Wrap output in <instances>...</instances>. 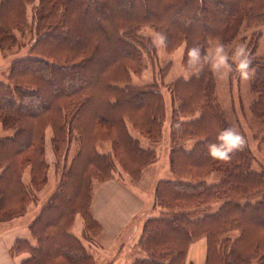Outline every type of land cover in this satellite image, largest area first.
Wrapping results in <instances>:
<instances>
[{
	"label": "trees",
	"instance_id": "1",
	"mask_svg": "<svg viewBox=\"0 0 264 264\" xmlns=\"http://www.w3.org/2000/svg\"><path fill=\"white\" fill-rule=\"evenodd\" d=\"M31 3L0 0V41L27 27ZM36 6L34 39L0 79V130L11 131L0 135V221L25 214L33 191L46 186L47 129L56 160L67 161L73 141L78 150L30 224L36 244L13 243L15 254H27L20 264H96L83 240L101 231L94 180L107 181L117 170L134 179L157 160L156 149L132 131L158 142L168 113L158 84L132 81L145 69V56L157 51L141 32L147 25L166 51L184 44L187 74L169 85L171 175L155 185L162 213L146 219L139 240L146 255L132 264H185L190 244L203 236L206 264H264V171L253 168L245 144L228 160L207 154L206 145L231 128L214 105L213 72L205 65L197 76L187 62L193 47L207 52L211 41L226 44L242 25L264 26V0H37ZM250 61L252 111L264 141V57ZM213 175L218 179L209 182Z\"/></svg>",
	"mask_w": 264,
	"mask_h": 264
},
{
	"label": "rangeland",
	"instance_id": "2",
	"mask_svg": "<svg viewBox=\"0 0 264 264\" xmlns=\"http://www.w3.org/2000/svg\"><path fill=\"white\" fill-rule=\"evenodd\" d=\"M37 0H32L28 8L29 24L23 30L16 33L17 37L6 36L1 43L0 41V79L6 80L7 73L9 71V65L11 60L26 54L27 47L34 39V33L30 31L31 20L37 17ZM36 10V13H35ZM35 13V17H34ZM141 32L145 35H149L156 46V54L154 57L145 56L146 67L142 74H134L132 81L135 84H158L160 89L164 92L167 100V118L164 123V133L160 141L151 142L146 138H142L134 130L133 133L143 141L144 146L155 148L158 154L157 160L144 168L142 173L136 177L131 178L129 175L117 170L116 174L125 180V182L135 191L144 195L148 200L144 209L143 215L147 219L150 216L159 215L162 213L155 193V185L159 178H165L171 175L170 172V158L169 151L172 139L171 137V113L172 103L171 95L169 93V85L172 81L180 76L186 75L187 71L182 64V57L184 51V44L180 45L175 51L168 52L163 46V39L152 27L144 26ZM15 36V35H13ZM15 42V43H14ZM21 43V47L17 45ZM219 41H211L207 47V50L217 44ZM222 44V43H220ZM12 45V47H11ZM225 46V50L230 54L232 49L237 45L245 47L249 59L254 56L264 57V26L261 25H242L240 32L232 40L228 41ZM7 46V47H6ZM11 47V48H10ZM251 52V53H250ZM255 66L250 64L251 76L249 79H241L239 73L232 72L226 78L218 79L217 75H214V105L218 113L222 117L223 121L227 123L230 128L238 132L245 141V145L249 147L254 153L253 168L264 171V141H262L263 127L252 111V102L254 95L251 92V81L253 77ZM11 133L10 130H0V135H7ZM51 129L46 131V160L49 163V179L43 189L33 191V201L30 203L27 212L23 217H19L13 220L0 221V235L3 236L5 242L12 244L18 237H28L26 234L27 223L33 218L36 205L40 208L55 190L56 186L62 178L65 165L69 164V161L74 157L78 150L77 142L73 141L67 156V161L56 160V157L51 144ZM194 143V140H189L186 144ZM108 145H103L101 150L109 149ZM106 148V149H105ZM116 175V176H117ZM216 176H211L208 181H216ZM25 180L29 184L28 170L25 172ZM94 191L99 186L100 182L95 179ZM140 219L138 218L137 221ZM146 220H144L145 223ZM142 224V221L139 222ZM79 226H83L81 216H77L74 230L80 233ZM80 227V228H81ZM137 231V225H133L127 232L129 236H133ZM140 232L138 231V239L140 240ZM237 234V233H236ZM91 240L84 239L86 245L92 243L97 237H87ZM138 240V242H139ZM137 246V245H136ZM134 253H126L131 256ZM18 258L20 254L15 255Z\"/></svg>",
	"mask_w": 264,
	"mask_h": 264
},
{
	"label": "crops",
	"instance_id": "3",
	"mask_svg": "<svg viewBox=\"0 0 264 264\" xmlns=\"http://www.w3.org/2000/svg\"><path fill=\"white\" fill-rule=\"evenodd\" d=\"M147 202L144 195L133 190L119 175L99 184L94 191L93 215L101 224V231L92 243L86 245L84 242L89 252L94 255L96 264H132L136 258L146 255L138 242V231L143 229L144 220H146L144 217L141 218V215L144 213ZM42 206L38 208L36 205L33 218L27 223L28 237L18 238H26L32 244H36L30 224ZM138 218L139 221H137ZM141 221L142 224L139 223ZM134 224L137 225V231L131 237L127 232ZM80 227L79 230L82 231L83 226ZM13 243H6L0 235V264H20L26 257V253L20 254L19 258L15 256L17 254L12 251ZM126 253L134 254L128 256ZM207 253L208 242L203 236L190 244L185 264H206Z\"/></svg>",
	"mask_w": 264,
	"mask_h": 264
},
{
	"label": "clouds",
	"instance_id": "4",
	"mask_svg": "<svg viewBox=\"0 0 264 264\" xmlns=\"http://www.w3.org/2000/svg\"><path fill=\"white\" fill-rule=\"evenodd\" d=\"M187 56L188 66L197 76L205 65L217 75L218 79L226 78L233 71L239 73L240 78L244 80L251 76V61L242 45H237L230 54L220 43L211 46L207 52H202L200 47H193L189 49ZM216 140V143H209L206 147L207 154L218 160H228L233 152L242 150L245 144L244 138L232 129H225L218 133ZM192 147L194 143L185 145L187 151H191Z\"/></svg>",
	"mask_w": 264,
	"mask_h": 264
}]
</instances>
